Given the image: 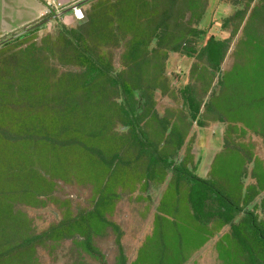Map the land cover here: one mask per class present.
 Instances as JSON below:
<instances>
[{
  "label": "rangeland",
  "instance_id": "374dc122",
  "mask_svg": "<svg viewBox=\"0 0 264 264\" xmlns=\"http://www.w3.org/2000/svg\"><path fill=\"white\" fill-rule=\"evenodd\" d=\"M166 2L0 34V264H101L87 235L107 264L117 242L126 264H264V0H206L191 55L166 49L191 14ZM193 176L231 205L194 214Z\"/></svg>",
  "mask_w": 264,
  "mask_h": 264
},
{
  "label": "trees",
  "instance_id": "16d2710c",
  "mask_svg": "<svg viewBox=\"0 0 264 264\" xmlns=\"http://www.w3.org/2000/svg\"><path fill=\"white\" fill-rule=\"evenodd\" d=\"M159 1H161L162 3V0H141V5L146 9H153L156 13H159V9L157 8ZM166 1H167L166 2L167 9L162 10L161 12L162 14L165 13L167 17H169V13L171 11H174L175 13H177V12L186 10L191 13L186 26L183 27V30L180 32L178 31L177 33L175 32L176 35L174 36L177 38V40L173 41L171 45L166 49L170 51L180 52L186 55H191L193 52H195V48L193 47L192 43L190 44V41H191L190 38L195 37L199 33V29L196 27V24L205 9L206 0H166ZM84 8L85 6H83V9ZM155 27L157 29H160L159 27H157V25ZM154 32H156L155 28H154ZM157 35L161 39L165 37L164 30H162V32H160ZM219 43L220 42L217 41L214 37L210 36L206 44L207 55L211 59H214L215 61H217V64H218V60L220 59L219 57H221L219 48H218ZM81 50L88 55V53L84 49L81 48ZM104 69L106 71H109L106 67H104ZM114 79H115L117 86H122L118 76L114 75ZM240 81H241V78H238L237 80H235L234 84L239 83ZM221 84L223 87H225V82L223 81V79L221 81ZM214 99H215L214 97L212 99L210 98V100L207 101L206 106L211 107ZM220 116L221 115H219L218 117L219 119H220ZM11 138H12V135H8V133L4 129H0V141H2L1 143L7 144L5 142H9ZM191 178H192V184L190 186V191H189V200L191 202V206L193 208L194 214L195 213L199 214L201 212L203 203L205 202V200H207L210 197L212 193H216L220 195L228 204L231 205V202L228 199H226V197H224L223 194L218 192L215 188H213L211 184L206 182L204 179L196 177V176H193ZM250 220L256 230L257 235L263 238L264 240V237L261 234V231L259 230L255 221L251 218ZM114 227L116 228V230H118V227L116 225H114ZM117 244H118V249H119L118 262L119 264H126V258L123 252L122 245L120 242H117ZM83 245H84V248L90 254L95 255L99 258L101 264H107L103 258V255L100 253V251L96 250V248L92 245L90 235H87L83 239ZM248 257L252 264H263L256 257V255L254 254L251 248L248 249Z\"/></svg>",
  "mask_w": 264,
  "mask_h": 264
},
{
  "label": "crops",
  "instance_id": "0c3cea01",
  "mask_svg": "<svg viewBox=\"0 0 264 264\" xmlns=\"http://www.w3.org/2000/svg\"><path fill=\"white\" fill-rule=\"evenodd\" d=\"M69 4L82 0H57ZM85 0L82 5H85ZM42 0H0V34L27 25L41 17Z\"/></svg>",
  "mask_w": 264,
  "mask_h": 264
},
{
  "label": "built area",
  "instance_id": "2783aa9c",
  "mask_svg": "<svg viewBox=\"0 0 264 264\" xmlns=\"http://www.w3.org/2000/svg\"><path fill=\"white\" fill-rule=\"evenodd\" d=\"M44 9L41 16L50 15L52 17H61L70 15L75 20L84 18L83 5L81 1L72 2L69 4L61 3L57 0H42Z\"/></svg>",
  "mask_w": 264,
  "mask_h": 264
}]
</instances>
